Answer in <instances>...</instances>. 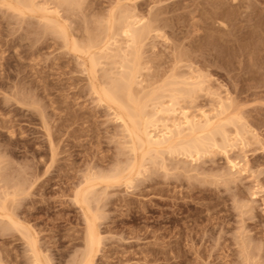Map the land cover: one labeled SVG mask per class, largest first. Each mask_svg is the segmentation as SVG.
Returning a JSON list of instances; mask_svg holds the SVG:
<instances>
[{
  "label": "rangeland",
  "instance_id": "1",
  "mask_svg": "<svg viewBox=\"0 0 264 264\" xmlns=\"http://www.w3.org/2000/svg\"><path fill=\"white\" fill-rule=\"evenodd\" d=\"M31 1L0 0V264H84L90 219V264H264V0ZM127 58L151 118L176 98L156 119L207 111L215 144L134 142Z\"/></svg>",
  "mask_w": 264,
  "mask_h": 264
},
{
  "label": "bare ground",
  "instance_id": "2",
  "mask_svg": "<svg viewBox=\"0 0 264 264\" xmlns=\"http://www.w3.org/2000/svg\"><path fill=\"white\" fill-rule=\"evenodd\" d=\"M233 2H237L238 0H232ZM31 0L29 1L28 0V3L31 5ZM27 4V3H26ZM28 4V5H29ZM27 5V6H28ZM29 5V6H30ZM229 6V5H228ZM131 16V15H130ZM132 18V17H131ZM137 18V17H136ZM138 19V18H137ZM137 19H134V21L136 20L137 21ZM127 22H128V19H127ZM127 22H125V25L127 24ZM230 22V21H229ZM124 24V23H123ZM219 25V24H218ZM220 25L221 26H223V27H225V29H226V27H227V24L225 23V21L223 22V21H221L220 22ZM123 26V25H122ZM123 30V29H122ZM141 30L139 29V28H137L135 25H134V22H128V24L126 25V27L124 28V33L126 34V36H128L131 40H132V43L133 44H135V43H137L138 44V42H141L140 41V37L142 36L141 35ZM144 32V31H143ZM142 32V33H143ZM145 34H146V32H145ZM222 34V33H221ZM141 35V36H140ZM220 36V35H219ZM129 39V40H130ZM138 41V42H137ZM106 44H107V42H106ZM130 45V44H129ZM140 45V44H139ZM76 46H77V44H76ZM104 46V45H103ZM141 46V45H140ZM142 47V46H141ZM93 48V47H92ZM130 48H133V47H130ZM90 49V48H89ZM132 52H133V54L135 55V53H134V48L132 49ZM131 53V52H130ZM125 55H127L126 53H125ZM137 55H138V53H137ZM126 57V56H125ZM132 58H134V56L132 57ZM132 58H127L128 60H130L131 61V67L129 66V63L125 60V62L128 64V69H127V71H125V74L122 76V74H121V80H120V82L118 83V81H117V83H115V82H113V86H111L112 87V89H111V87L109 88V90L110 91H108V92H106L105 93V91L106 90H104V94H105V96H106V98H108V99H111V101H114V102H116V104L118 105H120V103L121 104H123V106L126 108L125 110L127 111V108L129 107V111L131 110V112L129 113L128 111H127V113L128 114H126L127 115V117L126 116H124V114H122L125 110H124V107L123 106H120L121 108L123 107V112L120 114L121 116H120V118L122 119V121L126 124V126L128 125V124H130V123H128V122H130L131 121V123H133L134 122V125H136V127H133L132 129H133V131L131 132L132 133V135L135 137V138H133V140L135 139H137L138 140V143L140 144L141 143V145L142 146H144V149H145V147H146V149L147 148H151V150H156V148H157V150H160V149H165V148H170L169 150H171L172 148H173V150L172 151H176L177 149L176 148H179V150H177V151H180L181 149L183 150V151H187V152H185L186 154L187 153H191V155H192V153H194V152H201L200 150L203 148V149H205L206 147L205 146H207V145H205V144H207V142L206 141H208V143L211 141V140H213V139H211L210 141H209V139L210 138H212V137H214V135L213 134H216L215 133V131H217L216 130V128H215V131H213V132H211L210 130H212V128H213V130H214V127H213V125L217 122V124L221 121H219L218 122V120L220 119V117H215V115L212 117L210 114H209V112L207 113V111L205 112H202V117L200 118V117H193V116H191L189 113H188V111H186L185 109L183 110V111H181V118L179 119V120H177V119H172L173 121L172 122H170L171 121V117L172 116H176L177 117V115H178V112H177V110L179 109V107H178V109H177V107H176V105L179 103V102H175V101H177L176 100V98H175V100L173 101V102H171V104H169V105H167V106H163L164 104H160V105H162L161 106V108L159 107V109L158 110H156V113H155V117L153 116L152 118H151V113L150 112H152V111H148V109H147V106L149 105L148 104V102H150L151 100H156L157 98L159 99V101H160V95L158 96L157 95V93H158V89L156 90L157 92L155 93V92H153L154 91V89H152L153 91H152V94L153 93H155V95L153 94H150V93H146V94H150L152 97H150V95L149 96H145V97H147V99L148 100H146V102L144 101L143 102V100H145V97L144 96H141V97H139L140 95H138L139 94V92H138V94L137 95H135L134 94V90L136 89V88H134L135 86L137 87L138 85H137V77H138V74H140V73H138V72H140L139 70H137V68H139L140 69V62H138V65L136 64L135 65V62H133V60L134 59H132ZM91 59H93V58H91ZM126 59V58H125ZM95 60V58L93 59V61ZM137 60V59H136ZM92 61V60H91ZM96 61V60H95ZM94 61V64L96 63ZM129 61V62H130ZM140 61V60H139ZM132 62L134 63V64H132ZM126 64V65H127ZM138 66V67H137ZM125 67V66H124ZM137 67V68H136ZM126 68V67H125ZM123 71V72H124ZM139 78V77H138ZM177 78H178V76H177ZM181 78H182V76H181ZM181 78H179L180 80H181ZM184 78V77H183ZM186 78H188V77H186ZM188 79H192L191 78V76H190V78H188ZM180 80H179V82H180ZM183 80V79H182ZM181 80V81H182ZM140 81V80H139ZM171 82H173V83H177L178 82V80H176V82H175V80L173 81V80H170ZM191 81V80H190ZM190 81H185V78H184V82H186L185 83V86L186 85H188L187 84V82L189 83ZM200 81V80H199ZM198 81V82H199ZM178 82V83H179ZM201 82H202V80H201ZM177 83V84H178ZM191 83H193V81H191L190 82V84ZM200 83V82H199ZM198 83V84H199ZM189 84V85H190ZM196 86H198L197 84H196V82L194 83ZM193 84V85H194ZM201 84V83H200ZM184 85V84H183ZM182 85V86H183ZM166 86V85H165ZM169 88L168 89H174V90H176V91H182V89L184 88V87H182L181 86V90H177V87L176 88H173V87H171L170 86V84H168L167 85ZM107 88V89H108ZM195 88V87H194ZM165 89H167V88H165ZM185 89H187V88H184V90ZM190 89V88H189ZM193 89V87L191 88V90ZM191 90H189L190 92H191ZM136 91H138V89H136ZM175 91V92H176ZM160 92V91H159ZM163 92V91H162ZM161 92V93H162ZM189 92V93H190ZM193 92V91H192ZM184 93V92H183ZM140 94H143V93H140ZM145 93H144V95H146ZM163 94V93H162ZM171 94L172 95H175L174 94V92L172 93V91H171ZM170 94V95H171ZM176 94H177V92H176ZM182 94V93H181ZM185 94H186V92H185ZM180 95V94H179ZM155 96H157V97H154ZM162 96V95H161ZM179 97V96H178ZM140 98V99H139ZM144 98V99H143ZM162 98V97H161ZM173 98V97H172ZM171 98V99H172ZM157 99V100H158ZM171 99H170V101H171ZM150 100V101H149ZM162 100V99H161ZM173 100V99H172ZM223 100V99H222ZM179 101V100H178ZM152 102V101H151ZM150 102V103H151ZM155 102V104L156 103H158V102H156V101H154ZM224 101H222V103H223ZM160 103H162V102H160ZM221 103V104H222ZM148 104V105H147ZM152 104V103H151ZM159 104V103H158ZM157 105V104H156ZM155 105V106H156ZM170 105H171V107H170ZM223 105V104H222ZM222 105L220 106L221 107V109H222ZM229 107H231V104L229 103ZM128 106V107H127ZM151 106V105H150ZM154 106V107H155ZM158 106V105H157ZM146 107V108H145ZM227 107V106H226ZM152 108H153V105H152ZM228 108V107H227ZM147 109V110H146ZM154 109H156V108H153V110ZM220 109V108H219ZM229 109V108H228ZM189 110V109H188ZM147 111H148V113L150 114V118H151V120L150 121H146L147 119H145V117H144V113L146 112L147 113ZM179 112H180V110H179ZM190 112V111H189ZM219 112H220V110H219ZM218 112V113H219ZM224 112V108H223V111H222V113ZM158 114H162V115H164V117H165V115L167 116V117H165L167 120H169L168 118H170V121L168 122L167 120H163V119H160V120H157L156 119V116L158 115ZM160 115H158L157 116V118L158 117H160ZM217 115V114H216ZM221 115V112H220V114L219 115H217V116H220ZM233 116V115H232ZM230 117L229 118V116L228 117H226V118H229L230 120H232L233 121V117ZM162 117V116H161ZM175 117V118H176ZM143 118L145 119V121H146V123L144 122V121H142V122H144V123H141L140 121L141 120H143ZM164 118V119H165ZM217 118H219V119H217ZM217 119V120H216ZM163 120V121H162ZM159 122H160V124H161V126H159L160 124H159ZM235 122V121H234ZM237 122V121H236ZM233 123V122H232ZM226 124H231V123H223V125H225V126H227ZM133 125V126H134ZM235 125V124H234ZM129 126H132V125H128L127 126V128L129 127ZM149 126L151 127L152 126V128H153V131H151V130H149ZM160 127H161V129H160ZM131 128V127H130ZM130 128H128V129H130ZM225 128L226 127H224V130H225ZM239 129V128H238ZM219 130V129H218ZM220 131H221V129H220ZM226 131V130H225ZM238 131V130H237ZM236 131V132H237ZM240 131V130H239ZM131 133H130V135H131ZM219 132H217V135H219L218 134ZM238 133L240 134L241 132H237L236 134L238 135ZM227 134V133H226ZM236 134H234V135H236ZM212 137H211V136ZM223 136V135H222ZM241 136V135H240ZM225 137V136H224ZM227 137V136H226ZM236 137V136H235ZM242 137V136H241ZM216 138V137H215ZM214 138V139H215ZM208 139V140H207ZM228 139H229V137H228ZM238 139V138H237ZM236 139V140H237ZM135 140H134V142H135ZM136 140V141H137ZM205 140V141H204ZM224 140H225V138H224ZM214 141V144H215V140H213ZM226 141V140H225ZM205 142V143H204ZM226 142H229V141H226ZM231 143V142H230ZM210 144V143H209ZM232 144V143H231ZM231 144H229L228 143V145H231ZM135 145V144H134ZM138 145V144H137ZM202 145H204L203 147H201ZM142 146H140V147H142ZM135 147V146H134ZM205 147V148H204ZM143 148V147H142ZM159 148V149H158ZM176 150H175V149ZM202 149V150H203ZM148 150V149H147ZM181 150V151H182ZM236 165V164H235ZM133 167V166H132ZM132 169H134V167L132 168ZM117 174H119V173H117ZM120 174H121V172H120ZM115 175V174H114ZM13 220V219H12ZM11 220V221H12ZM13 222H14V220H13ZM12 222V223H13ZM94 223H93V221H91V219L89 220V228H88V231H87V245L86 246H88L87 247V250H89V253H88V255H89V257H87V259H86V261H85V263L84 264H90V262H92L91 260V255H92V252H93V250L95 251V246H96V244L98 243V237H97V232H96V227H94V225H93ZM96 229V230H95ZM95 247V248H94ZM86 250V251H87ZM83 260H85V259H83ZM83 262V261H82Z\"/></svg>",
  "mask_w": 264,
  "mask_h": 264
}]
</instances>
